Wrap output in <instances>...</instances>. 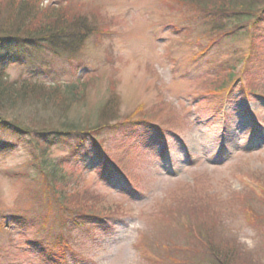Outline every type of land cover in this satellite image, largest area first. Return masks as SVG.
<instances>
[{
  "label": "rangeland",
  "instance_id": "rangeland-1",
  "mask_svg": "<svg viewBox=\"0 0 264 264\" xmlns=\"http://www.w3.org/2000/svg\"><path fill=\"white\" fill-rule=\"evenodd\" d=\"M42 5L97 33L77 55L0 45L11 83L82 93L67 105L38 90L50 106L20 100L18 120L113 126L49 140L56 195L29 139L0 127V264H264V14L250 26L264 0Z\"/></svg>",
  "mask_w": 264,
  "mask_h": 264
},
{
  "label": "trees",
  "instance_id": "trees-1",
  "mask_svg": "<svg viewBox=\"0 0 264 264\" xmlns=\"http://www.w3.org/2000/svg\"><path fill=\"white\" fill-rule=\"evenodd\" d=\"M42 7L44 8L42 0H0V45L36 46L44 48L56 56L77 55L83 50L87 40L97 33L95 25L81 12L70 8L71 6L51 5L45 7L47 14L43 12L40 14V11L43 10ZM262 13L264 14V5L258 14L251 15L254 18L250 23L251 27H254L260 20L263 16ZM77 86V84H67L65 90L60 91L62 85L57 84L47 86L31 81L11 83L6 70L0 69V127L11 131L20 138L29 139V144L35 147L37 152L34 157V166L41 169L48 178L46 185L50 184L51 192L54 195L57 191L52 186V182L62 185L67 181L66 176L61 174V165L47 160L49 140L62 136H76L82 141L87 138L97 139L96 137L102 130L109 129L113 125H101L93 129L85 128L84 124L74 119L58 121L57 127L53 123H44L43 121L23 124L14 113L15 104L20 100L33 97V99L40 100L43 107H49L48 97H43L41 94L42 98L31 95L37 94L38 90L40 93L47 90L54 99L58 98L56 99L58 102L62 101L67 105L76 104L81 100L82 95L81 92H78ZM43 98H47V100ZM94 146L95 157L98 158V162L103 165L104 169H107L110 165L108 158L100 151L101 146H97L95 143ZM47 187L49 189L48 185ZM50 198L55 202L61 201L65 207L61 199L62 196L57 195L56 198L50 196Z\"/></svg>",
  "mask_w": 264,
  "mask_h": 264
}]
</instances>
